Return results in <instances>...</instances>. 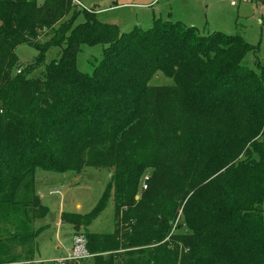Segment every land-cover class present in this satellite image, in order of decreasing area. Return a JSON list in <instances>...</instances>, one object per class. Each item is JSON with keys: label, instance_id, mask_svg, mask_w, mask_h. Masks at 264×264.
<instances>
[{"label": "trees", "instance_id": "obj_1", "mask_svg": "<svg viewBox=\"0 0 264 264\" xmlns=\"http://www.w3.org/2000/svg\"><path fill=\"white\" fill-rule=\"evenodd\" d=\"M73 8L0 0V264H34L44 229L34 223L49 212L36 171L88 167L114 172L91 212L62 218L94 264H264V72L244 65L257 48L160 19L122 33L85 8L74 26ZM22 44L39 55L13 75ZM53 46L64 47L33 77ZM96 46L82 72L80 55ZM159 73L172 84L151 85ZM180 166L195 178L176 180ZM111 202L114 233H90Z\"/></svg>", "mask_w": 264, "mask_h": 264}, {"label": "rangeland", "instance_id": "obj_2", "mask_svg": "<svg viewBox=\"0 0 264 264\" xmlns=\"http://www.w3.org/2000/svg\"><path fill=\"white\" fill-rule=\"evenodd\" d=\"M45 0H37L41 5ZM81 6L74 7L64 18L71 20L75 11L80 12L74 21V26L84 22L83 8L93 12L102 23L114 24L120 32L128 33L134 29L146 30L154 25L156 20L180 22L186 27H194L204 36L222 32L227 35H238L256 52L250 53L244 60L247 68L264 72V0H78ZM234 1L235 5H231ZM51 35L42 33L38 41L49 40ZM64 46H53L45 54V64L34 71L33 77H37L44 71L45 66L53 59L59 57ZM102 46L94 48L85 47L86 52L79 57V68L82 72L90 73L89 61L100 58ZM17 65L12 73L25 69L39 55L37 49L27 44H22L15 49ZM94 56V57H93ZM260 65L261 69L257 66ZM172 81L162 74H157L151 85H170ZM114 170L111 168H84L80 172H66L63 174L37 170L35 175V190H39L46 197L45 205L53 204L55 212L47 214L44 218L37 219L34 228L44 227L35 243L37 252L34 264L39 262L67 257L73 243L74 229L69 223L62 227L56 225L58 216L56 212L60 206V200L65 201V210L76 212L75 206L80 205L78 213L85 215L92 211L98 203L106 184ZM175 178L184 184L193 179L196 173L190 166H180L176 171ZM149 176L145 173L143 180ZM143 182V181H142ZM143 184V183H142ZM142 187V185H141ZM54 189L58 193L50 194ZM191 196V194H190ZM138 198V199H136ZM140 193L135 197L139 200ZM41 200V199H40ZM264 210V203L262 206ZM40 211H38L39 213ZM182 211L179 213L180 220L176 221V232H184L187 227L184 223ZM61 217V221L63 222ZM181 226V228H180ZM90 233L110 235L115 231L114 206L111 203L101 215L88 226ZM83 228L79 232L81 234ZM175 231V228H174ZM61 248V249H58ZM106 254V253H105ZM90 260V259H89ZM86 260L80 264H94ZM32 264V263H29ZM180 264V263H179Z\"/></svg>", "mask_w": 264, "mask_h": 264}, {"label": "built area", "instance_id": "obj_3", "mask_svg": "<svg viewBox=\"0 0 264 264\" xmlns=\"http://www.w3.org/2000/svg\"><path fill=\"white\" fill-rule=\"evenodd\" d=\"M74 3L76 4V6H81V3L78 0H74ZM231 5H235L234 1L231 2ZM20 71H18V73ZM144 188H146V186H144ZM94 256L95 255L89 251L85 238L83 236L76 235L74 236L73 244L69 251L68 256L64 258H58L55 260H51V263H54V264L77 263L78 264L80 261L89 260L93 258Z\"/></svg>", "mask_w": 264, "mask_h": 264}, {"label": "crops", "instance_id": "obj_4", "mask_svg": "<svg viewBox=\"0 0 264 264\" xmlns=\"http://www.w3.org/2000/svg\"><path fill=\"white\" fill-rule=\"evenodd\" d=\"M56 193H58V192L55 191L54 189H51L50 190V194H56ZM36 194L41 199L42 204L48 208V211H49L48 214L54 213L55 212V210H54L55 209V206L53 204H50L51 206L45 205L44 200L46 199V197L43 195V193L41 191H39V190H36ZM65 208H66L65 201L60 200V206L58 207V211L56 212V214L58 216V221H57L56 225L58 227H62L65 224V222H62L61 221V217H62V214L63 213H77V214H80V213H78V211L81 209V206L80 205H76L75 206L76 212H73V211H70V210L66 211ZM74 236H76L75 233H74ZM73 240H74V237H73ZM71 247H72V245H71ZM71 247H70V249H71ZM58 249H61V248H58ZM70 249H69V251H70ZM43 262H51V260H47V261H43Z\"/></svg>", "mask_w": 264, "mask_h": 264}, {"label": "water", "instance_id": "obj_5", "mask_svg": "<svg viewBox=\"0 0 264 264\" xmlns=\"http://www.w3.org/2000/svg\"><path fill=\"white\" fill-rule=\"evenodd\" d=\"M136 199H138V198H136Z\"/></svg>", "mask_w": 264, "mask_h": 264}]
</instances>
